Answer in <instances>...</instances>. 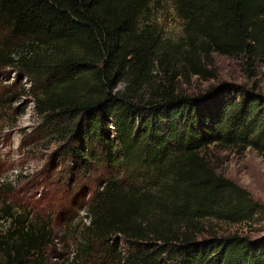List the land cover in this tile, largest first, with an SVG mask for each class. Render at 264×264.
<instances>
[{"label": "trees", "instance_id": "trees-1", "mask_svg": "<svg viewBox=\"0 0 264 264\" xmlns=\"http://www.w3.org/2000/svg\"><path fill=\"white\" fill-rule=\"evenodd\" d=\"M153 1L0 0V65L29 82L39 118L28 136L50 150L46 176L77 185L88 218L73 260L264 264V234L204 226L264 215L209 158L211 147L252 149L264 161V95L231 82L192 95L177 88L178 78H217L204 65L212 54L264 66V0H174L183 24L174 45L144 20ZM158 65L169 72L154 86ZM13 188L0 183V264H42L50 222H31L9 200Z\"/></svg>", "mask_w": 264, "mask_h": 264}, {"label": "rangeland", "instance_id": "rangeland-1", "mask_svg": "<svg viewBox=\"0 0 264 264\" xmlns=\"http://www.w3.org/2000/svg\"><path fill=\"white\" fill-rule=\"evenodd\" d=\"M144 20L156 25L162 39L170 41L171 45L183 37V24L176 12L174 0H154ZM3 42L0 34V44L3 45ZM204 65L214 71L217 78L207 81L197 76H191L189 81L178 78V90L192 95L206 90L210 85L231 82L248 87L256 85L264 95V66L249 68L240 59L216 54L204 60ZM180 69L182 64L178 63L173 70ZM165 70L169 72L165 65L154 68L150 80L152 85L166 81L168 73ZM29 86V82L16 68L0 65V178L12 179L19 169L27 173L25 178H20L13 185L8 198L32 212L29 217L31 222H50L54 240L44 251L42 264H84L83 256L77 260L73 258L83 245L82 229L88 224V218L84 210L77 206L81 203L78 195L75 196L77 185L73 184L69 190L65 185L64 173L61 175L55 171L52 177H47L43 171L50 150L40 143L35 145L28 136L39 122L31 97L27 91L24 92ZM209 153L218 174L245 189L264 206V161L254 150L247 149L239 153L234 149L211 147ZM88 198L84 196L83 200ZM204 226L218 235L239 233L255 238L264 234V215L250 225L209 221ZM98 252L95 251L92 258L101 262Z\"/></svg>", "mask_w": 264, "mask_h": 264}, {"label": "built area", "instance_id": "built-area-1", "mask_svg": "<svg viewBox=\"0 0 264 264\" xmlns=\"http://www.w3.org/2000/svg\"><path fill=\"white\" fill-rule=\"evenodd\" d=\"M20 174L26 175L27 173H24V171L21 169L16 170L15 173L12 175L13 176L12 179H10V177H7V178L3 177V178H0V183L7 182V183L14 185L17 182V179L19 178Z\"/></svg>", "mask_w": 264, "mask_h": 264}]
</instances>
